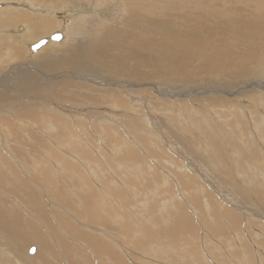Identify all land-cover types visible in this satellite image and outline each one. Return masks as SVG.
I'll return each instance as SVG.
<instances>
[{
	"label": "rangeland",
	"instance_id": "obj_1",
	"mask_svg": "<svg viewBox=\"0 0 264 264\" xmlns=\"http://www.w3.org/2000/svg\"><path fill=\"white\" fill-rule=\"evenodd\" d=\"M65 1H0V221L9 219L6 227L0 222V264H264V89L246 81L230 97L236 105L215 107H198L200 96L171 98L153 87L145 104L134 99L139 92L116 90L121 106L110 93L76 89L74 83L85 81L73 75L43 79L50 76L41 58L64 57L46 44L62 43L67 33L64 16L54 9L59 18L53 17L46 7H66ZM68 1L111 14L102 17L105 26L124 16L122 0ZM261 2L226 5L263 8ZM28 3L44 5L48 32L37 36L30 23L11 20L32 14ZM70 22L67 37L81 40L87 22L78 16ZM54 34L61 39L51 40ZM39 40L46 42L31 49ZM15 41L25 49L21 56ZM259 56L262 64L264 49ZM26 68L37 87L25 94L26 74L18 73Z\"/></svg>",
	"mask_w": 264,
	"mask_h": 264
},
{
	"label": "bare ground",
	"instance_id": "obj_2",
	"mask_svg": "<svg viewBox=\"0 0 264 264\" xmlns=\"http://www.w3.org/2000/svg\"><path fill=\"white\" fill-rule=\"evenodd\" d=\"M0 1L12 5L15 0ZM115 1L117 2L118 0ZM122 1L124 4L122 15L124 16L117 23L110 26H105V21L102 20L104 19L102 17L107 19L106 17L111 14L99 12L95 8L98 6H93L92 8L82 3H69L68 0L65 1L67 5L64 6L66 7L53 8L54 6L49 4L46 7L48 14L59 18L54 12V9H57L56 12H59L58 14L62 15L61 17L64 16L65 20H62L63 23H60V25L65 30L64 32L67 33H65L66 40H62V43L60 41L56 44L50 42L46 44L45 48L52 47L56 49V53L62 52L64 57L62 60L58 59L61 63L59 61L47 62V56L44 59L41 58L42 61L38 62V64L42 65L41 67L50 76H43V79L50 81L55 79L58 82L57 78L62 77V75L63 77L73 75L77 79L85 81V83H74L76 89H91L94 90L93 93H97L99 96L104 93H110L117 100L118 105L121 106H124L125 102L120 98V94L116 93V90L118 93L121 90L122 92H129L130 95H134L132 92H139L135 93V95L140 94L141 96L136 95L134 99L145 104L147 102V93L150 90H148V87H153L152 89L155 93L159 92L171 98L189 94L200 96L202 104L195 100L199 104L198 107H215V105L227 103L232 106L236 105L230 102L234 99H230V97L234 95L233 93L241 92L240 89L246 81L252 82L253 87L264 89V60L261 64L259 56L264 49V7L258 8L257 3L255 5L250 3L240 6H227L226 2L228 0H171L166 2L147 0L149 6L146 7L145 2L142 0ZM261 5L264 6V2ZM29 6L34 8L32 14L36 15L37 13L40 20L34 21L32 14L21 12L12 16L11 20L14 22L24 20L28 25L30 23L31 32L37 36L48 32L51 19L41 14L44 5L39 6L30 3ZM85 6L88 10L84 8ZM29 8L26 7L25 9L29 10ZM110 8L107 7V10ZM65 12L66 14L64 15ZM73 16H78L84 22L90 19V22H87L88 25H83L86 30L80 33L82 36L81 40L76 38L77 40L74 41L75 38L71 35L67 37L68 33L71 34L73 32L67 28V26H70L72 22H70V19ZM6 22L10 23L8 20ZM93 22H96L97 26H92ZM7 23L2 25H7ZM26 27L25 29H27ZM58 35L60 36L59 39H61L62 36ZM15 45L17 47V55L21 56L24 49L23 46L17 45L16 41ZM32 45L30 46L31 49ZM56 53L53 52L51 54L56 55ZM56 57L59 58V56ZM60 68L64 69L65 74H62V71L60 72ZM30 69L26 68L18 73L19 77L26 74L24 78L25 94L30 92L34 85L37 87L36 81L34 79L35 82L31 80L32 74H27L31 73ZM0 78L2 79L1 76ZM120 78L122 79L120 82L125 80L127 83L123 82L121 84L118 82L119 86L113 85L115 84L114 80L118 79L119 81ZM16 82L20 84L17 77ZM201 82H204L203 84H207L206 82L212 83V85L201 86ZM60 83L64 86H69L72 82L64 83L60 81ZM103 85L113 86L112 89H108ZM208 92L212 94L204 96L209 94ZM16 93L18 94V92ZM239 94L241 95V93ZM216 95L225 97L215 99L218 98ZM245 96L247 97V95ZM255 96L256 94L250 95V97L248 95L252 101ZM31 97L34 98L33 91ZM41 98L44 99L46 97L41 96ZM88 102L91 103L90 100ZM97 105L98 103L95 104V106ZM21 109H17L18 114ZM202 109L204 110V108ZM132 120L135 121L134 119ZM261 136L263 137L264 133ZM212 143L215 144L214 149L217 154H220L221 150L217 147L214 138H212ZM24 186L26 190L30 188L27 184ZM32 197L33 201L37 199H35V195ZM33 201L29 204L32 208L35 207L37 202ZM7 221L2 218L0 221L1 226L6 227ZM40 262L42 264V261ZM3 263L13 264V262L9 261H4ZM15 264L17 263L15 262Z\"/></svg>",
	"mask_w": 264,
	"mask_h": 264
},
{
	"label": "water",
	"instance_id": "obj_3",
	"mask_svg": "<svg viewBox=\"0 0 264 264\" xmlns=\"http://www.w3.org/2000/svg\"><path fill=\"white\" fill-rule=\"evenodd\" d=\"M59 35L58 34H55V35H52L50 37L51 40H58L59 39ZM45 40H39L38 42H36L35 44L32 45V49H37L38 47H40L42 44H44ZM32 251V250H30Z\"/></svg>",
	"mask_w": 264,
	"mask_h": 264
}]
</instances>
